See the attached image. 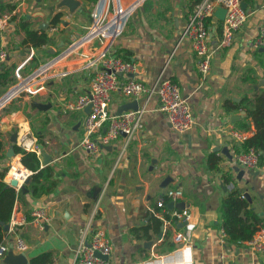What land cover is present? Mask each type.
I'll return each mask as SVG.
<instances>
[{
  "label": "crops",
  "instance_id": "crops-1",
  "mask_svg": "<svg viewBox=\"0 0 264 264\" xmlns=\"http://www.w3.org/2000/svg\"><path fill=\"white\" fill-rule=\"evenodd\" d=\"M55 2L0 0V13L7 11L6 6L22 7L21 14L0 32V46L10 52L0 67L14 68L5 79L0 78V98L17 83L16 80L5 86L17 68L26 76L85 35L93 3L82 0L80 11L70 14L65 8L54 10ZM244 3L251 14L232 33L229 44L221 43L222 34L215 29L218 19H211V25L207 22L212 58L205 78L197 71L188 39L181 38L193 0L144 1L109 46L112 54L135 63L133 77L144 85L151 86L158 78L171 79L178 85L194 117L188 131H174L166 115L155 110L153 98L144 116V128L133 137L121 157L118 156L121 139L94 155L78 146L86 113L70 110L66 105L89 90L92 69L84 70L80 65L87 56L107 45L106 40L100 39L78 47L65 59L59 68L70 67L66 76L48 78L38 93L18 95L6 102L8 106L6 103L0 106V167L8 169L11 162L23 166L21 153L15 152L12 158L5 153L11 146L13 132H17L14 146H18L20 134L29 130L36 137L41 153L50 157L48 164L54 167L58 181L47 195L34 196L29 183L26 192L20 191L12 213L24 215L27 222L18 230L9 229L8 245L19 234L28 246L29 258L47 251L54 254L52 264H71L78 231L101 195L95 225L109 238L112 264H264V253L253 252L245 244L222 242L220 233L221 202L232 188H237L242 197L247 193L249 206L258 215H264V163L254 169L258 171L255 175L240 166L245 170L241 180L233 170L235 156L242 151L241 142L232 131L244 133L248 138L255 132L254 124L247 118L249 129H238L236 123L245 119V111L223 108L225 100L240 102L258 90L264 91V85H259L264 79V48L249 47L250 40L264 24V0H244ZM57 13L61 14V21L52 26L51 19ZM21 20L45 31L50 37L48 43L38 48L23 45ZM33 56L36 59L32 61ZM33 100L50 103V107L38 109L32 105ZM130 100L119 92L113 93L110 111L116 112L119 105ZM233 115L240 117L232 122ZM222 147L228 149L233 162L220 152ZM212 152L219 158L217 170L207 165ZM36 156L40 167L48 165L42 163V155ZM226 172L232 176L227 184L222 179ZM169 188L182 190L183 198L179 201L185 203L191 214L190 240L181 247L175 246L172 235L185 230L186 225L175 220L167 222L173 209L167 206L170 201L163 208L156 206ZM37 209L44 211L46 221L31 216Z\"/></svg>",
  "mask_w": 264,
  "mask_h": 264
},
{
  "label": "built area",
  "instance_id": "built-area-1",
  "mask_svg": "<svg viewBox=\"0 0 264 264\" xmlns=\"http://www.w3.org/2000/svg\"><path fill=\"white\" fill-rule=\"evenodd\" d=\"M146 0H96L90 11V23L82 38L64 49L59 58L50 63V60L39 66L31 73L23 76L16 69L17 83L9 90L2 105L16 98L18 95H34L43 88V83L51 77H64L69 73L70 67L59 68L65 63V59L78 47L84 46L93 40H106L107 45L92 56L83 59L81 69H92V76L89 82V90L80 94L74 101L67 103L70 110H83L91 104V110L83 119V136L78 144L89 154H98L103 147L111 145L112 142L121 139L118 156L121 157L133 137L144 128V116L149 109V103L155 98V110L166 115L171 128L177 132L188 131L194 124V117L188 106L186 98L180 92L178 85L171 79L158 78L151 86L144 85L138 79L129 77L128 73L135 71V63L130 60H123L110 52L109 46L124 31L129 17ZM244 0H201L196 3L186 17L185 26L181 38L188 39L190 48L196 57V67L201 78L210 69L212 51L208 45L209 27L208 20L215 19L214 12L218 7L225 8V15L222 21V44H229L231 35L240 29L245 23L250 10L242 6ZM22 7L0 13V32L5 30L10 21L21 14ZM249 47L252 50L264 48V24L259 28L257 35L250 40ZM9 51L0 46V63L5 62ZM59 54V53H58ZM119 92L138 101L137 109H128L117 114L110 111L109 103L113 93ZM130 100V101H131ZM105 126V128H103ZM122 133L124 135H122ZM95 134H98L96 137ZM237 141L243 142L246 134L239 131H232ZM18 146L24 152H33L35 155H42L36 137L26 130L20 134ZM259 153L255 149L240 152L235 156V164L246 169L258 168ZM13 163L3 177L6 184L11 179H16L17 184L13 188L20 191V186L33 173L31 170L20 166L17 174H9ZM2 168L0 167V172ZM183 198L180 188H169L157 201L156 206L163 208L166 201L178 202ZM99 195L88 210L85 224L79 229L77 243L74 248L71 264H112L109 260L111 245L106 232L95 225V220L100 211ZM31 216L40 221H46L47 217L42 209L34 210ZM190 212L187 207L183 209L173 208L170 212V219L167 222L180 221L185 223L183 231H176L172 235L174 244L184 245L190 240ZM27 222L24 215L12 213L9 220V229L18 230ZM222 242L226 240V234L221 229ZM15 251L26 252L28 246L19 234L12 243ZM249 250L256 253H264V230L258 229L250 239L243 242ZM8 249L6 240L0 244V257ZM108 256V259L96 255Z\"/></svg>",
  "mask_w": 264,
  "mask_h": 264
},
{
  "label": "trees",
  "instance_id": "trees-1",
  "mask_svg": "<svg viewBox=\"0 0 264 264\" xmlns=\"http://www.w3.org/2000/svg\"><path fill=\"white\" fill-rule=\"evenodd\" d=\"M87 3H94L96 0H83ZM201 0H193V6ZM247 2V0H245ZM192 6V7H193ZM7 10L14 9L13 6H6ZM3 12V11H2ZM1 12V13H2ZM15 18V17H14ZM61 14L57 13L51 19L52 26L59 24ZM211 25V20H208ZM20 29L24 31L25 37L22 39L23 45H31L40 47L48 43L50 37L45 31L34 29L29 21L21 20L19 22ZM215 29L222 34V21L216 20ZM119 57V56H117ZM121 58V57H120ZM36 58L33 56L32 61ZM123 60H129L124 59ZM1 64V63H0ZM36 64V63H35ZM39 66V65H38ZM35 67V68H38ZM2 71V72H1ZM13 67H0V78L5 79L11 72ZM17 80L13 74V78L5 81V86L14 84ZM225 111L232 109L244 110L246 117L236 123V127L240 130L249 129L247 118H250L254 124L255 132L250 137L246 138L240 144V150L245 152L249 149H255L259 153L258 166L264 163V91H256L251 98L243 97L240 102L225 100L223 103ZM16 153H21V164L30 169L33 173L29 176V187L32 189L34 196L42 194H50L58 184L55 179L54 167L50 164L40 167V162L35 153L24 152L18 146H14ZM218 156L212 152L208 155L207 165L211 170H217ZM7 168H3L0 172V244L6 240L7 232L3 226L9 223L12 214L15 200L18 198L20 191H16L13 187H7L3 181V177ZM225 184L232 181L230 173L226 172L223 175ZM221 225L226 234V241L233 245L243 244L244 241L250 239L258 230H264V215L260 216L253 211L249 206L248 201L242 197V194L237 188L229 190L222 199L220 207ZM136 230V229H135ZM134 230V231H135ZM54 254L52 252H41L29 258L28 264H52L54 262Z\"/></svg>",
  "mask_w": 264,
  "mask_h": 264
},
{
  "label": "water",
  "instance_id": "water-1",
  "mask_svg": "<svg viewBox=\"0 0 264 264\" xmlns=\"http://www.w3.org/2000/svg\"><path fill=\"white\" fill-rule=\"evenodd\" d=\"M56 2L54 3V10H61L63 8L66 9V11L70 14H73L77 11H80V6L82 4V0H55ZM242 6L245 7V3L244 1H242ZM224 15H225V8L223 7H218L216 9V11L214 12V16L220 20L223 21L224 19ZM61 21V20H60ZM43 25L47 26V23H44ZM43 25H41V28H43ZM263 48H261L260 50H262ZM63 52L57 54L54 56V58L51 59V62L56 61L59 56L62 54ZM129 77H133L134 73H128ZM259 85H264V79L260 80ZM9 91L0 98V106H2V103L4 102V100L6 99V97L9 95L8 94ZM234 101H238V98H233ZM32 105L34 107H37L38 109H47L50 107V103H41L38 101H32ZM138 107V101L136 99H132L131 101H127L122 103L121 105H119L117 107L116 113L119 114L121 111L124 110H128V109H137ZM91 110V104H88L87 106L84 107L83 112L88 114ZM239 115H233L231 116L230 120L232 122H235L236 120L239 119ZM122 135H124L122 133ZM16 139H17V132H13L11 137H10V142H11V146L8 148V150L6 151L5 155L7 158H12L15 155V149H14V145L16 143ZM218 149V148H217ZM220 152L225 155L228 159L229 162H233V157L230 155V153L228 152V149L226 147H222L220 149ZM50 162V157L46 154L43 153L42 154V163L43 164H48ZM233 170L236 172V176L238 180L242 179V176L245 173V170L240 168V166L238 165H233ZM246 173L251 174V175H255L258 173V171L256 170H252V169H247ZM29 183V178H27L24 183L20 186V191L21 192H26V185ZM17 181L16 179H11L9 184H6V186L8 187H14L16 186ZM243 198H245L247 201L250 202V197L248 196L247 193H243ZM167 206L172 209V208H176V209H183L186 205L183 201H178L176 203L173 202H168ZM185 224V223H184ZM3 229L5 232L9 231V223L5 224L3 226ZM162 229V227H161ZM176 247H181V244H175ZM97 256L104 258V259H108V256L106 255H100L98 252L96 253ZM29 263V257L27 256L26 252L24 251H15L13 244L10 243L8 245V249L5 252V254L0 257V264H28Z\"/></svg>",
  "mask_w": 264,
  "mask_h": 264
},
{
  "label": "bare ground",
  "instance_id": "bare-ground-1",
  "mask_svg": "<svg viewBox=\"0 0 264 264\" xmlns=\"http://www.w3.org/2000/svg\"><path fill=\"white\" fill-rule=\"evenodd\" d=\"M12 165L13 166H12L9 174H17V170L20 169L18 163L17 162H14Z\"/></svg>",
  "mask_w": 264,
  "mask_h": 264
},
{
  "label": "rangeland",
  "instance_id": "rangeland-1",
  "mask_svg": "<svg viewBox=\"0 0 264 264\" xmlns=\"http://www.w3.org/2000/svg\"><path fill=\"white\" fill-rule=\"evenodd\" d=\"M20 96H21V94H20ZM8 105H9V104H8V103H6V106H8ZM1 107H2V106H1ZM1 109H2V108H1ZM1 109H0V110H1Z\"/></svg>",
  "mask_w": 264,
  "mask_h": 264
}]
</instances>
